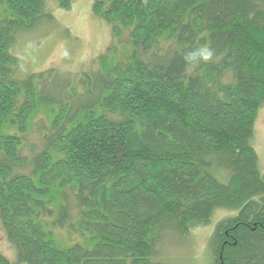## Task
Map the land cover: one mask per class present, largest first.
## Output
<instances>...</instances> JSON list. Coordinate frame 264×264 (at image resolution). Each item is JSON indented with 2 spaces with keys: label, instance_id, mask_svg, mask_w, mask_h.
<instances>
[{
  "label": "trees",
  "instance_id": "trees-1",
  "mask_svg": "<svg viewBox=\"0 0 264 264\" xmlns=\"http://www.w3.org/2000/svg\"><path fill=\"white\" fill-rule=\"evenodd\" d=\"M43 4L0 0V223L16 262L170 264L164 238L225 210L212 264H264V176L250 143L264 0H95L112 43L78 87L51 81L57 107L36 121L53 71L21 79L9 50L49 20ZM201 45L213 59L186 63ZM55 227L86 239L60 248ZM0 264H11L1 252Z\"/></svg>",
  "mask_w": 264,
  "mask_h": 264
},
{
  "label": "rangeland",
  "instance_id": "rangeland-1",
  "mask_svg": "<svg viewBox=\"0 0 264 264\" xmlns=\"http://www.w3.org/2000/svg\"><path fill=\"white\" fill-rule=\"evenodd\" d=\"M69 7L60 6L61 0H44L43 15L49 20L34 23L29 31L17 33L15 41L9 50L19 59L18 77L23 79L29 74H36L52 69L50 78L42 80L38 85V94L47 96L46 102L39 101L36 121L43 117L47 106L56 109V88L59 80H70L71 86L84 73H90L97 68V57L105 54L112 43L109 24L92 12L95 0H68ZM108 2L110 0H103ZM42 20V19H41ZM40 20V21H41ZM39 24V25H38ZM51 81L54 86L51 85ZM39 97V96H38ZM257 154V166L264 176V102L258 109L254 122L252 140ZM228 211L219 210L214 213L212 222L207 226H194L189 234L181 236L174 234L163 239V258L170 264H212L208 240L216 222ZM54 240L60 248H65L76 242H83L78 232H68L66 228L52 229ZM0 252L11 264L16 262L15 251L8 243L0 223Z\"/></svg>",
  "mask_w": 264,
  "mask_h": 264
},
{
  "label": "clouds",
  "instance_id": "clouds-1",
  "mask_svg": "<svg viewBox=\"0 0 264 264\" xmlns=\"http://www.w3.org/2000/svg\"><path fill=\"white\" fill-rule=\"evenodd\" d=\"M213 50L207 45H201L194 51L186 54L183 59L186 63L197 65L201 62H208L213 59Z\"/></svg>",
  "mask_w": 264,
  "mask_h": 264
},
{
  "label": "water",
  "instance_id": "water-1",
  "mask_svg": "<svg viewBox=\"0 0 264 264\" xmlns=\"http://www.w3.org/2000/svg\"><path fill=\"white\" fill-rule=\"evenodd\" d=\"M220 259H221V255H220ZM222 264V263H221Z\"/></svg>",
  "mask_w": 264,
  "mask_h": 264
}]
</instances>
